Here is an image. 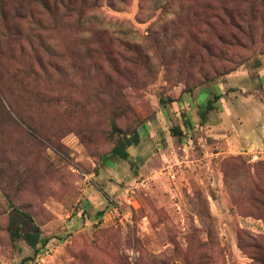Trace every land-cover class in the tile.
Here are the masks:
<instances>
[{
  "label": "rangeland",
  "instance_id": "1",
  "mask_svg": "<svg viewBox=\"0 0 264 264\" xmlns=\"http://www.w3.org/2000/svg\"><path fill=\"white\" fill-rule=\"evenodd\" d=\"M216 5L0 0V264H264V17L236 42Z\"/></svg>",
  "mask_w": 264,
  "mask_h": 264
},
{
  "label": "trees",
  "instance_id": "2",
  "mask_svg": "<svg viewBox=\"0 0 264 264\" xmlns=\"http://www.w3.org/2000/svg\"><path fill=\"white\" fill-rule=\"evenodd\" d=\"M41 2V5H43L50 13L55 14L57 10V2L59 0H39ZM84 1V0H82ZM204 1H214V0H204ZM217 2L216 7H211L213 9L211 10V15L214 17V20L217 22L215 26H212L213 28H218L222 31V28H225L227 30L233 31L232 38L237 42L239 39L238 33L241 32L243 36H248L249 34H252V21L253 18H255L256 15H260L264 17V0H215ZM240 2L245 3L247 5L246 11H241L238 7L236 9L233 8V6H229V3L231 5L239 4ZM68 6V5H66ZM69 7V6H68ZM208 8L204 9L207 10ZM195 17H200L201 13L199 10L195 12ZM206 13V12H205ZM235 28L237 32L233 30ZM175 29V28H174ZM221 37L220 34L218 36ZM234 42V41H233ZM230 43V42H229ZM235 43V42H234ZM241 44V42H238ZM232 44V43H230ZM133 49L136 52V55L138 57H141L142 50H140V47L138 45H133ZM144 56V55H143ZM131 63H134L136 59L132 58L130 59ZM262 64L261 59H257L255 62V66H260ZM235 68L229 69L227 71H223L221 73L227 74L231 73ZM216 74H219L217 70H215ZM207 79V78H206ZM188 91V89H185L183 92ZM6 98L0 94V104L4 107V101ZM170 101H175L177 98L169 99ZM8 102L9 108L13 110L12 103L7 99L6 103ZM210 104L208 106V110H210ZM112 128L113 133L117 134V142L113 148V152L120 156L123 159H127L129 157V151L128 147L131 146L134 142H137L139 139V132H134L131 137H128L127 135L122 136L121 129L117 126L115 123V120L112 121ZM257 191H259L262 194L263 203H264V189L257 188ZM257 200V199H256ZM208 216V209L205 210V213ZM11 226H10V232L11 237L14 241H17L19 239L24 240L31 248L35 250V252H39L40 248L38 247L39 244L46 245L48 241L50 240L47 237H43L41 233V229L39 225H37L31 213L25 209L22 206H15L13 205V211L11 213ZM29 221L31 222V226L28 229L22 228V223ZM33 258L27 257L24 258L21 264H32Z\"/></svg>",
  "mask_w": 264,
  "mask_h": 264
},
{
  "label": "crops",
  "instance_id": "3",
  "mask_svg": "<svg viewBox=\"0 0 264 264\" xmlns=\"http://www.w3.org/2000/svg\"><path fill=\"white\" fill-rule=\"evenodd\" d=\"M264 66V65H263ZM261 74L264 76V70H261ZM261 140V141H259ZM259 140H253L252 144L250 146L258 147V146H264V136L261 135Z\"/></svg>",
  "mask_w": 264,
  "mask_h": 264
},
{
  "label": "built area",
  "instance_id": "4",
  "mask_svg": "<svg viewBox=\"0 0 264 264\" xmlns=\"http://www.w3.org/2000/svg\"><path fill=\"white\" fill-rule=\"evenodd\" d=\"M128 202H130L131 204L134 205V202H132V200L130 199ZM123 218H120V222L123 223V219L126 220V222L132 223V217H131V213H124Z\"/></svg>",
  "mask_w": 264,
  "mask_h": 264
}]
</instances>
